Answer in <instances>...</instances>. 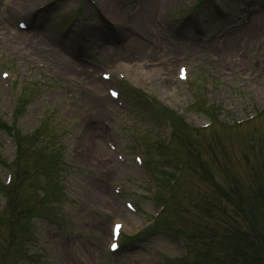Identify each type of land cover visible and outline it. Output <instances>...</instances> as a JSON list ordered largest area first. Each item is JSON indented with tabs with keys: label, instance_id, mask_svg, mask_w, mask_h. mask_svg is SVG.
<instances>
[{
	"label": "rangeland",
	"instance_id": "obj_1",
	"mask_svg": "<svg viewBox=\"0 0 264 264\" xmlns=\"http://www.w3.org/2000/svg\"><path fill=\"white\" fill-rule=\"evenodd\" d=\"M92 1L99 3L110 18L118 4L125 3V21L114 17L118 32L109 22L87 15L89 0H55L51 12L36 28L24 30L31 56L14 50L18 46L0 49V61H4L1 68L9 69L11 82L15 79L8 88L0 82V117L10 122L17 98L29 96V106L17 128L27 135L49 124L48 130L57 137L54 143L52 139L45 145L52 151L57 148L59 154L43 156L35 148H28L31 143L26 141L20 143L21 156L13 164L19 155L15 142L0 132V160L7 163H0V209L5 197L14 195L3 187L7 175H12L11 182H16L18 191L0 211V264H95L96 258L107 254L104 264H167L170 259L184 261L174 264H264L259 258L263 251L257 249L264 241V208L260 204L264 198V30H259V23L253 24L258 13L264 14V0H217L222 11L210 1L195 9L199 0H166L162 7L159 2L163 1L154 0L153 20L138 26L130 19L137 18L142 8L140 0L133 6L129 0H109L106 8L105 0ZM80 2L83 8L79 16L86 17L83 21L88 30L82 39L81 34L73 36L64 30L70 26L67 30L71 31L79 22L73 17ZM89 9L94 12L89 6L88 13ZM158 13L163 19H158ZM46 36L55 43L53 60L57 56L65 59L82 73L93 68L100 80L99 70L113 67L110 64L115 62L107 60L114 52L128 56L118 59L114 67L120 65L118 62H128L132 66L131 76L127 74L131 81L142 78L141 67L148 63L142 68L152 70L141 87L156 106L184 111L189 128L184 120L181 122L193 152L187 151L182 140L184 130L177 132L180 143L174 139L169 149L159 150L157 143L153 144L162 142L156 136L155 122L142 115L137 103H132L135 108L129 107L125 94L124 108L115 102H100L106 101L101 94L107 95V88L117 84L116 77L99 93L89 75L62 74L48 56ZM132 39L143 43L135 57ZM179 64L190 68L188 83L175 80ZM208 104L211 108L202 107ZM94 106L101 108L102 115L90 113ZM207 110L217 114L213 124L205 131L195 130L208 120ZM236 120L245 122L236 126ZM138 127H143L146 135H141ZM90 143L105 149L112 143L124 162L115 156L114 168L112 157L106 161L109 155L104 154L110 168L98 164ZM135 151L146 154L160 184L146 180L143 187L138 182L144 176L132 168ZM179 162L185 165L181 185L168 194V179L161 171L173 164L175 175H179ZM42 168L47 170L45 175ZM54 179L60 182L58 189L50 187ZM214 184L221 185L230 197H243L248 206H253L254 214L248 210L246 215L236 212L235 202L227 203L214 192ZM154 189L158 195L169 196V201L157 218L161 229L146 232L159 204L153 197L138 198L135 192L152 195ZM106 194L113 206L108 204ZM133 197L140 213L128 216L124 201L133 202ZM44 202L52 208L45 207ZM116 208L119 214L114 212ZM9 213L15 220L19 217L20 223L9 224ZM118 219L125 222L124 236L141 234L132 241L122 236V250L110 254L106 249L110 227ZM177 229L181 233H175Z\"/></svg>",
	"mask_w": 264,
	"mask_h": 264
},
{
	"label": "bare ground",
	"instance_id": "obj_2",
	"mask_svg": "<svg viewBox=\"0 0 264 264\" xmlns=\"http://www.w3.org/2000/svg\"><path fill=\"white\" fill-rule=\"evenodd\" d=\"M41 0H19V8L18 11H14L16 5L18 4V2L15 3V5H13V7L11 9H8L7 12V16H0V33L3 34V38L5 39L6 42L8 43H12V45L15 44H23L26 43L25 38L27 37L26 32L15 29L13 27V18H15V16L18 15V12H28L29 9H32L35 7V3L39 2ZM111 1V0H110ZM133 2L139 1V0H132ZM160 1V0H159ZM104 2V1H103ZM140 3H142V8L139 11V14L137 15V18L134 19H130L131 21L134 22L135 25L138 26L139 23L141 22H150L153 20L154 17V12H153V6H154V0H140ZM109 4V0H105L104 5L108 6ZM32 6V7H31ZM125 3H119L116 10H114L115 12H112L113 17H117L120 18L121 20L124 19L125 17ZM47 10V11H46ZM47 12V14H49L51 11H48V7L46 9H42L40 11H38L35 14V17H40L43 15L44 12ZM29 15V13H27ZM129 14V11H128ZM119 19V20H120ZM253 24H260L261 27L259 28V30H264V14L262 13H258L256 18L253 20ZM231 38H229L230 40ZM15 40V41H13ZM212 43V42H211ZM210 43V45H211ZM131 44L133 46H135L136 48V52L133 53V57L137 56L140 52H137L140 50V48L142 47L143 43L140 40H136V39H132L131 40ZM128 56H124L123 55H119V53L114 52V55H112L111 57H109V59L107 60L109 63H117L116 61H118V59L120 58H127ZM112 61V62H111ZM64 66V65H63ZM72 74H77L79 73L81 76H88L89 81L92 82V84L96 87V88H103L104 87V82L99 80L98 77L96 76V70L91 68V69H86L85 72H79L77 71L75 68L72 67V69L70 70ZM130 74V72H129ZM109 101V99H108ZM100 102H102L103 104L107 103V100H101ZM110 102V101H109ZM102 104V105H103ZM109 104V103H108ZM102 110L101 108L98 106V108L96 109V106H94L91 110L90 113L94 114L96 116L102 115ZM103 127V125H102ZM97 132V129H96ZM91 146V151L93 152V156L95 157L94 160L98 162V164H101L102 166H108L107 163H105L103 161V155L104 154H108L107 149H105L104 147L100 146L99 144H95V143H90ZM107 199L109 197V194H106ZM100 198L103 200L104 199V193L102 190H100ZM108 204H110L111 206H113V202L109 201L108 199ZM116 210H114L115 212Z\"/></svg>",
	"mask_w": 264,
	"mask_h": 264
},
{
	"label": "snow or ice",
	"instance_id": "obj_3",
	"mask_svg": "<svg viewBox=\"0 0 264 264\" xmlns=\"http://www.w3.org/2000/svg\"><path fill=\"white\" fill-rule=\"evenodd\" d=\"M5 75H6V74H5ZM120 227H121V225L116 224V225L114 226L113 231L116 232V233L118 234ZM112 247L115 249L116 245L113 244Z\"/></svg>",
	"mask_w": 264,
	"mask_h": 264
}]
</instances>
